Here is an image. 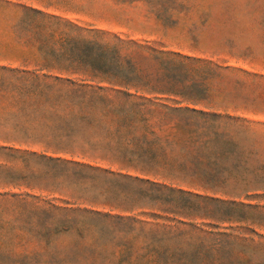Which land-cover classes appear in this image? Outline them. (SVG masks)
<instances>
[{"label":"rangeland","instance_id":"1","mask_svg":"<svg viewBox=\"0 0 264 264\" xmlns=\"http://www.w3.org/2000/svg\"><path fill=\"white\" fill-rule=\"evenodd\" d=\"M89 36L170 93L75 105ZM0 264H264V0H0Z\"/></svg>","mask_w":264,"mask_h":264},{"label":"trees","instance_id":"2","mask_svg":"<svg viewBox=\"0 0 264 264\" xmlns=\"http://www.w3.org/2000/svg\"><path fill=\"white\" fill-rule=\"evenodd\" d=\"M70 41H74V39H70ZM82 44L86 53H88L87 58L83 63H81L79 68H72L70 73L72 75L81 74L83 77H86V79L79 84L70 80L61 81L58 78L54 79L57 84L64 83L69 86L67 91L70 95L69 97L72 99H80V102L75 104L78 107H86L83 106L84 99H86V103L91 106H94L96 101H102L104 103V107H106L108 111L115 112L119 109L118 107H114L113 99L109 98L108 93L110 92L120 94L126 98L135 97V95L131 94L130 91H134V93L143 91L149 94L170 93L168 91L164 92V90L159 88L150 87L147 82L141 81L142 77L140 76L139 71L134 67L128 57V54H130L128 51L132 47L131 44L124 43L120 40L101 41L96 36H89L88 38L83 39ZM122 51H124V54ZM158 55H164V53H160ZM102 56L104 58H102ZM154 58L160 60L161 63L173 62L172 59H162L157 55H154ZM35 78L38 79L36 76ZM32 87L34 91L37 90V92L40 93L46 90L45 88H52L53 85L51 86L36 83ZM73 105L74 103H71L68 106V109H71L70 114L73 113ZM120 109L123 110L121 107ZM81 112L82 109L79 108V113ZM81 118H83V116H81ZM58 147L59 146H52L50 143H46L44 146L46 149L54 148L55 152L73 153ZM121 167L128 168L129 166L128 164H124ZM139 171L142 172L143 170L141 169Z\"/></svg>","mask_w":264,"mask_h":264}]
</instances>
